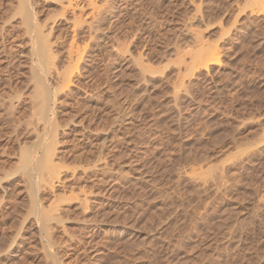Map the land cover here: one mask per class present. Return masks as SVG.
I'll return each mask as SVG.
<instances>
[{
	"label": "rangeland",
	"instance_id": "1",
	"mask_svg": "<svg viewBox=\"0 0 264 264\" xmlns=\"http://www.w3.org/2000/svg\"><path fill=\"white\" fill-rule=\"evenodd\" d=\"M32 2L56 23L57 69L71 44L95 49L62 94L60 182L40 189L46 206L60 204L63 224L49 227L57 262L264 264V15L250 16V0H96L101 41L87 24L74 28L81 12L65 10L67 0ZM18 8L0 0V264H52L15 171L18 149L38 134L27 124V68L8 64L30 46ZM198 45L220 62L195 68ZM103 146L106 160L85 172Z\"/></svg>",
	"mask_w": 264,
	"mask_h": 264
},
{
	"label": "bare ground",
	"instance_id": "2",
	"mask_svg": "<svg viewBox=\"0 0 264 264\" xmlns=\"http://www.w3.org/2000/svg\"><path fill=\"white\" fill-rule=\"evenodd\" d=\"M77 0H67V2L64 4L65 6V10H72L73 13L76 11V9H80V16H75V26L77 25H83V24H87V28L88 31L90 32V35H92V37L90 40H94V39H99L102 41V39H107L108 35L102 34L101 30H102V25H101V20L98 19L99 15L101 13H99L100 11V7L97 5L96 0H79L78 3L80 1H82L79 5H76L75 2ZM114 1V0H112ZM63 4V3H62ZM250 4L251 7V15H264V0H250ZM80 7V8H78ZM86 7H90L91 8V21L89 22L88 20L83 21V13L85 12V8ZM248 7V5H247ZM249 7V10H250ZM200 9V8H199ZM102 10V9H101ZM71 11V12H72ZM78 11V10H77ZM209 11V10H208ZM213 11V10H212ZM101 12V11H100ZM18 13V15H21V21H19L22 24V27L25 28V32L28 34L29 38V43L30 46L28 45V51L24 53V55H26L24 58L23 54L20 57H13L14 58V62L11 61L10 64L12 66L13 69H19L18 67L20 66H25L27 69L23 70L26 71L25 74L22 76V80L25 82H22L24 84H26L28 87L25 85V88H27L29 90V93L27 95H24L25 97L28 96L32 101L27 102L30 103L31 107L29 106L28 108H32V115H30L28 118L31 120L28 123V119L25 120L27 121V124H31L33 126L36 125V129L38 132H36V130H34V133L37 134L35 139H30L26 140L28 141L26 143V145H24L23 147L21 146L18 149V163L16 162V170L15 171H21L22 175L25 177L26 176V181L28 186H29V191H28V195H29V213L33 214L36 218V222L38 224L39 227V232L41 234L42 237V241H44V246L47 250V257L49 258V260L51 259L52 264H59L57 261V256L54 254L53 251V247L55 244L51 242L50 239V234L49 232L51 230H49L50 227V223L53 221L58 222V223H62L63 224V219H61V215L57 214L60 210L58 208V206L56 205L59 201V199L57 200L58 202L55 204L54 202L51 205L46 206L45 201H43L40 197V189L41 187L45 188V186L47 187L49 184H54V183H58L60 182V163H62V161L64 160V156L61 157V155H59L57 152L59 150V148L57 147L59 140V115L61 114V107L63 105H65V101L61 99L64 97H67L69 95H62L65 92H71L70 91V87L72 86L74 79L76 78V76H78V74L80 75V71L79 69L81 68V66H83L82 62H85L86 57H90V55L92 53H94L93 51H91V49L94 47L92 46L93 43H91V48L90 51L88 50V45H85L86 47H84L83 49H81L79 46L74 45L75 43L71 44L69 53H68V58H67V62H68V66H66V68L64 67L62 71H60L57 67L55 63V51H54V37L55 36V22L52 24H48V22L44 24L38 16L39 14L37 13V11L34 9V3L32 2V0H19V8L18 11L16 12V14ZM64 15V14H62ZM74 15H76L74 13ZM102 16V15H101ZM79 17V18H78ZM88 17V16H87ZM98 17V18H97ZM83 18V19H82ZM86 19V17H85ZM90 20V19H89ZM105 20V19H104ZM56 21V20H55ZM19 23V24H20ZM74 25V24H73ZM79 27V26H78ZM60 29V28H59ZM82 29V28H81ZM111 29V28H110ZM58 31V30H57ZM75 29H74V33H75ZM104 33V30H103ZM78 35V34H77ZM95 35V36H94ZM101 35V36H100ZM27 36V37H28ZM75 38V37H74ZM85 39V38H84ZM196 40V39H195ZM100 42V41H99ZM201 42V41H200ZM57 43V42H56ZM88 42V44H90ZM98 43V42H96ZM100 45V44H99ZM98 44L95 47H100ZM57 46V45H56ZM201 46V45H200ZM82 47V46H81ZM90 47V45H89ZM199 47V45L197 46ZM197 47L195 49H197ZM211 47V46H210ZM209 48V47H207ZM215 48V47H213ZM94 49V48H93ZM211 49V48H210ZM24 51V50H23ZM22 51V52H23ZM57 51V48H56ZM95 51V49H94ZM193 51V50H192ZM91 53V54H90ZM189 53V52H188ZM193 53V52H192ZM17 54V53H16ZM20 55V54H19ZM192 56V54H191ZM195 58H194V57ZM192 58L196 59V64L198 68V65H200L199 67H203L205 66L206 68H208L209 66L213 65V64H217L220 62V53H218L216 50L213 51H207L205 50V47L202 46L201 48L199 47V49L197 51H194ZM12 58V57H11ZM92 58V56H91ZM191 58V59H192ZM90 59V58H89ZM13 60V59H12ZM22 60V61H21ZM93 60V59H92ZM10 61V60H9ZM89 61V60H88ZM192 61V60H191ZM8 62V61H7ZM7 64V65H8ZM111 64V63H110ZM9 66V65H8ZM7 66V67H8ZM60 66V65H59ZM193 66V65H192ZM10 68V66L8 67ZM23 68V67H22ZM62 68V67H61ZM87 68V67H86ZM85 68V69H86ZM193 68V67H192ZM199 69V68H198ZM8 70V69H7ZM11 72V68L9 69ZM207 70V69H206ZM15 71V70H14ZM13 71V72H14ZM19 71V70H18ZM18 71H15L18 74ZM7 72V71H6ZM6 74V73H4ZM10 74V73H9ZM8 74V75H9ZM15 74V73H14ZM16 74V75H17ZM21 74V73H20ZM11 75V74H10ZM9 75V76H10ZM22 75V74H21ZM20 75H17L16 77H18ZM29 76V77H28ZM21 77V76H20ZM19 77V78H20ZM51 77H53V79L57 82L56 85L57 87H55L56 85H53V80L51 79ZM7 78V77H6ZM28 78V79H27ZM1 79V78H0ZM4 79V78H3ZM10 79V78H9ZM2 80V79H1ZM5 80V79H4ZM12 80V78H11ZM14 80V77H13ZM18 80V79H17ZM51 80L53 82H51ZM20 81V79H19ZM6 82V81H5ZM7 82H8V78H7ZM4 83V86L7 85ZM13 82V81H12ZM2 83V82H1ZM16 83V82H15ZM8 84H11L10 82ZM14 84V83H13ZM17 85V84H16ZM16 85H12V87L15 86V88L17 89ZM3 86V85H2ZM8 86V85H7ZM10 87V85L8 87ZM20 86V83H19ZM21 86H23L21 84ZM20 86V87H21ZM10 87V88H12ZM20 87L17 89L19 90ZM3 88V87H2ZM1 88V89H2ZM24 89V86L21 87V89ZM9 89V88H8ZM14 89V88H13ZM12 89V90H13ZM15 89V90H16ZM21 89L19 91H21ZM22 89V92H24V90L27 89ZM4 90V89H3ZM16 90V91H17ZM1 92V91H0ZM3 92V91H2ZM4 92H8V91H4ZM12 92V91H9ZM26 92V91H25ZM25 92L23 94H25ZM17 93V92H16ZM14 91V94H16ZM7 94V93H6ZM10 94V93H9ZM8 94V99L10 97V95ZM22 94V93H19ZM1 95V93H0ZM3 95V93H2ZM17 95V94H16ZM16 95H13L16 97ZM4 96H7L4 94ZM12 96V95H11ZM18 96V95H17ZM2 97V96H1ZM20 97H23L20 96ZM20 97H18L20 99ZM5 98L6 101V97H2ZM17 98V97H16ZM7 99V100H8ZM11 100H14L12 98H10ZM22 99V98H21ZM24 99V97H23ZM24 100H27L26 98ZM17 100V99H16ZM4 101V104H5ZM10 101V100H9ZM7 103H10V102ZM29 101V100H28ZM3 102V100L1 101ZM25 102V101H24ZM6 103V104H7ZM13 103V102H12ZM16 103V102H15ZM17 103H19V100L17 101ZM24 104V103H23ZM9 105V104H8ZM16 105V104H15ZM3 106V104H2ZM11 106V105H9ZM22 106V105H21ZM25 106V105H24ZM28 106V105H27ZM6 107V105L4 106ZM13 107V105H12ZM17 107V106H16ZM8 108V107H7ZM10 108V107H9ZM15 108V107H14ZM4 109V108H3ZM6 109V108H5ZM4 109V110H5ZM64 109V108H63ZM9 110V109H8ZM11 113H12V109ZM14 110V109H13ZM80 110V108H79ZM82 111V110H81ZM94 111V110H93ZM1 113L3 111H0ZM5 112V111H4ZM17 112V111H16ZM30 112V110H29ZM10 114V112H8ZM64 113V112H62ZM94 114V113H93ZM7 115V114H6ZM14 115V114H12ZM2 117V115H0ZM11 116V114H10ZM70 116V115H69ZM0 117V120H1ZM12 117V116H11ZM14 117V116H13ZM16 117V116H15ZM91 117V115H90ZM64 118V117H63ZM70 117H68L69 119ZM95 118V117H93ZM6 118H4L5 120ZM9 119V118H8ZM14 119V118H12ZM22 119V118H21ZM63 120V119H62ZM6 121V120H5ZM4 121V122H5ZM13 121V120H12ZM18 121V119H17ZM20 121V126L21 124V120ZM25 121H22L23 123ZM8 122V121H7ZM15 122V121H14ZM12 122V123H14ZM66 122V121H65ZM16 123V122H15ZM15 123L13 125H15ZM19 123V122H17ZM112 126L113 127V122ZM110 123V125H111ZM41 124V128L40 130H38L39 125ZM12 125V126H13ZM24 125V124H23ZM22 125V126H23ZM26 125V124H25ZM30 125V126H31ZM63 125L64 122H63ZM67 125V124H66ZM3 126H6L3 125ZM18 126V125H15ZM28 126V125H27ZM29 126V127H30ZM32 126V127H33ZM38 126V127H37ZM109 126V125H108ZM8 127V126H7ZM19 127V126H18ZM24 127V126H23ZM63 127V126H62ZM9 128V127H8ZM12 128H15L14 126ZM20 128V127H19ZM22 128V127H21ZM61 128V127H60ZM16 129V130H15ZM13 129V132L15 130V132L17 131V127ZM30 129V128H29ZM26 130V129H25ZM114 130V127H113ZM21 131V130H20ZM23 131V128H22ZM21 131V134H22ZM31 131V130H30ZM112 131V130H110ZM14 132V133H15ZM25 132H29L28 130ZM109 132V129H108ZM114 132V131H113ZM24 133V132H23ZM12 134V133H11ZM29 134V133H28ZM13 135V134H12ZM19 135V134H17ZM26 135V134H25ZM14 136V135H13ZM23 136V135H21ZM11 137V136H10ZM16 137V136H15ZM25 137V136H24ZM16 138H18L17 140L19 141V137L17 136ZM32 138V137H31ZM23 139V138H22ZM107 139V138H106ZM10 141H12L10 139ZM16 141V140H15ZM25 141V140H24ZM13 142V141H12ZM106 142V140H105ZM10 143V142H9ZM16 143V142H14ZM23 143V142H22ZM107 144V143H106ZM14 145V144H13ZM7 148V147H6ZM9 149V148H8ZM12 149V148H11ZM103 149L104 146L100 149V154L92 159H87L84 161L83 164L85 163H89L88 166H84L85 168V172L89 173L88 170L91 168H97L101 167L100 163L102 160H106L103 159V156L101 155L103 153ZM6 150V149H5ZM105 150V149H104ZM12 151V150H11ZM98 151V150H97ZM3 152V151H2ZM5 153V151H4ZM16 153V152H15ZM90 153V152H89ZM99 153V152H98ZM87 154V153H86ZM15 155V154H14ZM81 156V155H79ZM85 157V156H83ZM106 157V156H105ZM76 158V157H75ZM82 158V156H81ZM81 158L79 157L78 159L81 160ZM87 158V157H86ZM89 158V157H88ZM67 159V156H66ZM69 159V158H68ZM77 159V158H76ZM3 160V159H2ZM1 160V161H2ZM84 160V159H83ZM0 161V163H1ZM72 161V160H71ZM75 161V160H74ZM82 161V160H81ZM88 161V162H87ZM67 163V162H66ZM79 163V162H78ZM77 163V164H78ZM106 163V162H105ZM18 164V165H17ZM103 164V163H101ZM81 165V164H80ZM109 165V164H108ZM4 166V165H3ZM81 166V168L83 167ZM107 167V166H106ZM4 168V167H3ZM14 168V167H13ZM89 168V169H88ZM2 169V168H1ZM100 169V168H99ZM103 169V168H102ZM5 171V170H4ZM7 171V170H6ZM69 171V170H68ZM20 172V173H21ZM67 172V171H66ZM63 173V172H62ZM14 174V172H13ZM6 175V178H11L10 176H12V174L7 173L4 174ZM84 175V174H83ZM89 174H87L88 176ZM91 175V174H90ZM99 175V174H98ZM2 178V177H1ZM42 184H44L42 186ZM48 184V185H46ZM59 184V183H58ZM51 186V185H50ZM28 188V187H27ZM43 188V189H44ZM52 188V187H51ZM54 188V187H53ZM46 189V188H45ZM44 189V190H45ZM50 189V187H49ZM42 190V189H41ZM47 190V189H46ZM43 191V190H42ZM51 191V190H50ZM84 191V190H83ZM53 192V191H52ZM43 195V194H42ZM80 196V195H79ZM63 198V197H62ZM71 198V196H70ZM70 198L67 200L69 201ZM44 199V198H43ZM75 201V198H73ZM79 199V198H78ZM87 199V198H85ZM83 199V200H85ZM77 200V198H76ZM52 201V200H51ZM70 202V201H69ZM87 202V201H86ZM25 203V202H24ZM71 203V202H70ZM85 203V202H84ZM27 204V203H26ZM59 204V203H58ZM25 205V204H24ZM60 205V204H59ZM88 205V204H87ZM62 207V206H61ZM84 208V207H83ZM88 208V207H86ZM61 209V208H60ZM63 209V208H62ZM64 216V215H62ZM65 219V218H64ZM65 222V221H64ZM57 223V224H58ZM51 228V227H50ZM6 233V232H5ZM51 233V232H50ZM20 234V233H19ZM14 236V235H13ZM10 238V237H9ZM53 238V237H52ZM12 240V239H11ZM54 241V240H53ZM11 242V241H10ZM92 243V242H91ZM54 244V245H53ZM10 245V244H9ZM13 245V244H12ZM10 245V247L12 246ZM2 247V246H1ZM4 247V246H3ZM55 247V246H54ZM5 248V247H4ZM4 250V249H2ZM10 256V255H9ZM46 256V255H45ZM49 264V263H48ZM51 264V263H50Z\"/></svg>",
	"mask_w": 264,
	"mask_h": 264
}]
</instances>
